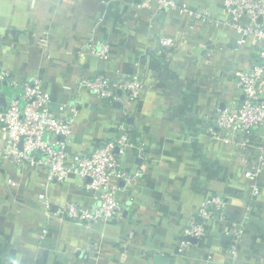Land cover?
Wrapping results in <instances>:
<instances>
[{"label":"crops","instance_id":"1","mask_svg":"<svg viewBox=\"0 0 264 264\" xmlns=\"http://www.w3.org/2000/svg\"><path fill=\"white\" fill-rule=\"evenodd\" d=\"M177 1L227 19L220 0ZM161 35L177 40L169 56L158 54ZM237 39L226 26L148 12L139 0H0V74L11 78L0 79V107L39 77L54 115L74 118L71 155L102 147L124 123L133 141L125 167L142 173L119 193L123 220L90 228L56 216L71 202L92 208L93 196L77 175L50 184L43 171L0 158V264H158L157 256L161 264H232L227 226L209 223L202 241L183 235L210 196L223 197L228 219L243 226L239 264H264V176L253 196L236 148L211 134L216 111L242 100L235 72L255 63L252 48ZM90 44H106L109 60L92 56ZM105 72L139 76L142 100L130 103L121 94V102L109 105L79 88L83 78ZM183 240L188 250H181Z\"/></svg>","mask_w":264,"mask_h":264},{"label":"built area","instance_id":"2","mask_svg":"<svg viewBox=\"0 0 264 264\" xmlns=\"http://www.w3.org/2000/svg\"><path fill=\"white\" fill-rule=\"evenodd\" d=\"M139 1L140 8L148 12L189 14L207 25L226 26L238 36V46L252 48L254 65L248 71L235 72L236 90L242 100L233 107L216 111L215 129L211 134L214 139L230 142L236 148L251 194L259 195V181L264 176V0H220L227 16L223 22L204 12L196 13L177 0ZM158 46L159 55L169 56L175 51L177 40L161 35ZM88 52L101 63L109 60L106 44H90ZM0 79L10 80V74L1 73ZM12 85L18 86L15 81ZM79 88L109 105L121 102V94L130 103H138L146 92L139 76L122 72L113 75L105 72L93 78H83ZM17 89L20 90L19 95L13 97L6 108L0 107V135L4 141L0 147V158L13 166L25 165L31 170L43 171L50 184L63 185L72 175L85 182L86 189L93 196L92 208L71 202L56 212L59 219L90 228L123 220L124 207L119 193L123 186H131L142 177L140 171L131 173L125 167L127 150L133 146L132 135L126 125L121 123L117 137L92 153L71 155L67 146L74 118L62 120L54 115L52 98L44 91L39 77H32ZM63 107L70 109L74 116L78 114L76 106L65 104ZM8 184L16 185L13 180H8ZM40 202L49 213L50 207L44 196L40 197ZM227 207L221 196L206 198L183 235L202 241L207 237L209 223L227 226L224 234L230 239L228 254L232 264H239L244 230L241 224L228 219ZM180 247L182 251L188 250L190 243L183 240Z\"/></svg>","mask_w":264,"mask_h":264},{"label":"water","instance_id":"3","mask_svg":"<svg viewBox=\"0 0 264 264\" xmlns=\"http://www.w3.org/2000/svg\"><path fill=\"white\" fill-rule=\"evenodd\" d=\"M193 240H194V239H193ZM194 241H196V240H194ZM155 261H156V263H158V264L165 263L164 258H162V257H160V256H157V257L155 258ZM166 264H167V263H166Z\"/></svg>","mask_w":264,"mask_h":264}]
</instances>
